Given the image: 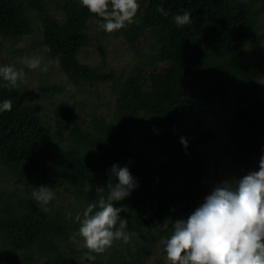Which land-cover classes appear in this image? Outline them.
<instances>
[{
	"label": "trees",
	"instance_id": "obj_1",
	"mask_svg": "<svg viewBox=\"0 0 264 264\" xmlns=\"http://www.w3.org/2000/svg\"><path fill=\"white\" fill-rule=\"evenodd\" d=\"M51 2L63 19L53 14ZM158 6L168 15L157 11ZM184 10L191 13V23L177 25L173 17ZM141 12L125 28L111 33L102 29L103 33L125 38L136 55L143 52L138 41L148 37L149 65L163 67L147 74L141 65L123 79L114 70L103 72L80 61L82 50L92 44L89 22L99 18L79 0H0V52L3 39L20 41L34 33L38 21L46 54L55 63L59 57L57 64L74 86L112 83L116 97L110 121L93 116L89 126L75 125L59 139L44 119L42 106L28 100L22 83L0 88V99L12 100L11 111L0 113V171L26 185L22 193L0 190V236L7 248L0 251V264H147L154 246L170 234L172 221L190 214L221 177L209 173L205 150L219 138L216 132L202 129L186 148L180 143L181 136L186 138L184 119L195 117L200 127L215 92L225 95L232 90L237 101L223 147L237 172L231 186L258 169L256 160L264 151V97L246 56L248 49L256 50L262 42L264 0H147ZM195 80L206 84L199 88L198 100L187 93L188 83ZM42 91L54 96L63 88L49 86ZM55 114L59 127L69 128L82 118L76 105L65 101ZM142 115L161 124L150 138L166 161L153 165L146 149L136 142L135 127ZM113 163H128L138 181L127 197L115 202L123 206L120 215L128 219L131 239L115 241L94 262L82 259V252L69 256L70 236L78 223L66 217L68 208L56 206L58 188L75 197L83 210L107 194V189L101 193L97 187L115 182ZM42 184L56 192L45 208L29 195Z\"/></svg>",
	"mask_w": 264,
	"mask_h": 264
},
{
	"label": "clouds",
	"instance_id": "obj_2",
	"mask_svg": "<svg viewBox=\"0 0 264 264\" xmlns=\"http://www.w3.org/2000/svg\"><path fill=\"white\" fill-rule=\"evenodd\" d=\"M80 4L96 14L98 24L108 33L132 24L140 8L139 0H80ZM157 11L168 15L163 7L158 6ZM173 20L177 25L190 24L191 13L184 10ZM23 63L28 69L48 71V64L42 63L38 55L25 57ZM26 76L23 67L0 64V88L27 83ZM11 108V98L0 99V113ZM180 143L186 148L188 141L181 136ZM110 171L115 182L111 180L106 188L97 187L101 193L107 189L106 195L88 203L75 217L66 212L68 219L78 223L70 240L84 249L81 258L88 262H94L97 254L105 253L115 241L127 243L131 239L128 219L120 215L123 206L115 202L127 197L138 181L128 163L123 166L113 163ZM29 195L39 207L45 208L55 199L56 192L53 186L42 184L33 187ZM164 251L166 264H264V151L257 170L237 178L234 187L228 181L217 184L190 214L172 221Z\"/></svg>",
	"mask_w": 264,
	"mask_h": 264
},
{
	"label": "rangeland",
	"instance_id": "obj_3",
	"mask_svg": "<svg viewBox=\"0 0 264 264\" xmlns=\"http://www.w3.org/2000/svg\"><path fill=\"white\" fill-rule=\"evenodd\" d=\"M139 3L140 8L138 9L136 18L141 17V11L145 7L147 0H139ZM48 5L58 19H63L56 3L51 2ZM261 22L264 25V15ZM33 26L35 29L34 33L22 38L20 41L2 40L3 47L0 52V64H14L18 68L23 67L25 69L27 83H22L23 90L29 94L28 100L42 106L43 117L49 121L52 131L60 139L61 137L68 136L75 125L81 128L89 126L93 116L105 117L106 120L110 121L113 118L116 107V97L114 96L112 83L97 87L87 85L78 88L74 86L59 65L46 54L42 45L43 31L40 22L34 21ZM88 34L92 39V44L90 47L83 49L80 54L79 58L83 64L97 67L103 72L114 70L123 79L141 65L146 66L147 74L156 72L163 67L161 64L156 66L149 65L148 54L150 53V47L146 40L148 37L138 41V45L143 52L140 55H136L129 48V44L125 38L116 37L113 34L105 35L101 26L95 20L89 22ZM261 35L262 42L260 47L256 50H247L246 62L251 70L257 74L258 83L264 97V28L261 31ZM34 55L40 56L42 63L48 64L47 72L26 67L23 63L24 58ZM199 75L202 76V73H199ZM210 85L212 86L214 83ZM49 86H60L63 88V92L51 96L42 91V89ZM205 87L206 84L202 81H190L187 85L188 96L192 100L200 99L199 88ZM36 89H39V91ZM62 101L76 105L77 109L81 111V120L78 123L72 124L69 128L64 126L59 127L56 123L55 112L58 104ZM236 112L237 101L233 96L232 90H228L225 95L215 92L209 101L207 112L201 116L202 124L200 127L197 126V119L195 117L185 118L182 124L186 130L187 141L202 129H210L219 135L216 141L205 147L209 157V173L221 176L212 188L223 181H228L229 186H231L237 176L230 157L225 155L223 151V147L229 139L230 123ZM160 129L161 124L157 118L142 115L134 132L136 142L140 147L146 149L149 161L153 165L167 160V156L162 152V149L150 138V133L158 132ZM256 165L257 167L259 166V158L256 160ZM175 180L178 181L179 177H175ZM58 189H60L61 193L57 197L56 206L68 208L75 217L77 212L82 211V204L61 187ZM0 190L5 194L22 193L26 190V185L10 176L3 175L0 171ZM79 243H82V239L79 240ZM3 244L4 239L0 236V251L7 250ZM82 251L84 249L78 247V242L73 241V248L67 250V254L73 256L78 255ZM147 264H166L164 241L154 246Z\"/></svg>",
	"mask_w": 264,
	"mask_h": 264
}]
</instances>
